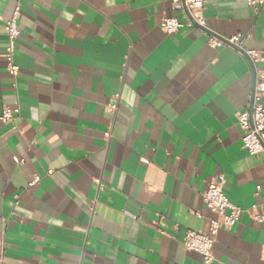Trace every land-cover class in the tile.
I'll list each match as a JSON object with an SVG mask.
<instances>
[{"label": "crops", "instance_id": "0c3cea01", "mask_svg": "<svg viewBox=\"0 0 264 264\" xmlns=\"http://www.w3.org/2000/svg\"><path fill=\"white\" fill-rule=\"evenodd\" d=\"M18 3L0 0V116L19 107L0 120V264H204L183 238L209 233L204 194L220 177L245 213L219 232L213 264H264L250 213L264 154H248L238 125L251 63L208 32L164 33L184 17L174 0H21L14 79L3 55ZM205 6L212 32L246 34L264 58V6Z\"/></svg>", "mask_w": 264, "mask_h": 264}, {"label": "built area", "instance_id": "2783aa9c", "mask_svg": "<svg viewBox=\"0 0 264 264\" xmlns=\"http://www.w3.org/2000/svg\"><path fill=\"white\" fill-rule=\"evenodd\" d=\"M20 1L16 5L12 16L5 21V31L7 35V45L3 57L7 61L9 74L16 79L19 74V66L15 62L17 40L21 35L18 25V18L21 12ZM250 7L254 8L256 14L264 6V0H244ZM175 9L184 13L183 20L178 18H164L160 27L168 35L177 34L183 28H194L208 32V45L213 49L229 48L238 51L255 68V84L251 93L252 112L245 111L238 115V125L242 131L243 148L249 155L258 157L264 154V70L258 68V64L264 62L262 54L258 51L246 50L244 39L246 34H237L232 37H225L216 32H212L207 25L204 16L206 0H174ZM187 12V13H186ZM15 88L17 85L14 86ZM119 98V96H116ZM117 104L110 106V110L116 111ZM19 113V107L14 109L4 108L0 120L3 122H13ZM109 136V133L106 134ZM17 162L21 160L16 159ZM49 171L48 174H52ZM39 181L37 177L31 186ZM225 179L220 177L217 181L209 184L204 194L206 209L215 217L210 220L209 233L204 234L199 231L187 230L183 245L188 251L198 253L204 264H213L214 245L221 230H230L240 220L245 211L230 202L224 192ZM261 191V187H257ZM264 210V203L261 206L254 205L250 209L252 219L257 223L264 222V214L259 209ZM199 217H201L198 214ZM2 246V242H0Z\"/></svg>", "mask_w": 264, "mask_h": 264}, {"label": "water", "instance_id": "95a60500", "mask_svg": "<svg viewBox=\"0 0 264 264\" xmlns=\"http://www.w3.org/2000/svg\"><path fill=\"white\" fill-rule=\"evenodd\" d=\"M186 13H187V12H186ZM251 65H252V64H251ZM252 67H253V72H254V74H255V68H254L253 65H252ZM250 112H252V102H251Z\"/></svg>", "mask_w": 264, "mask_h": 264}]
</instances>
